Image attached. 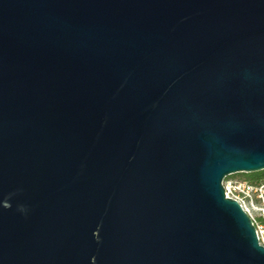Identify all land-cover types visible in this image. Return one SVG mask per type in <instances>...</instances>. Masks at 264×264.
I'll list each match as a JSON object with an SVG mask.
<instances>
[{
  "label": "water",
  "instance_id": "water-1",
  "mask_svg": "<svg viewBox=\"0 0 264 264\" xmlns=\"http://www.w3.org/2000/svg\"><path fill=\"white\" fill-rule=\"evenodd\" d=\"M263 170L264 0H0V264H264Z\"/></svg>",
  "mask_w": 264,
  "mask_h": 264
},
{
  "label": "built area",
  "instance_id": "built-area-1",
  "mask_svg": "<svg viewBox=\"0 0 264 264\" xmlns=\"http://www.w3.org/2000/svg\"><path fill=\"white\" fill-rule=\"evenodd\" d=\"M228 198L236 200L256 228L258 240L264 246V181H248L233 176L223 181Z\"/></svg>",
  "mask_w": 264,
  "mask_h": 264
},
{
  "label": "trees",
  "instance_id": "trees-1",
  "mask_svg": "<svg viewBox=\"0 0 264 264\" xmlns=\"http://www.w3.org/2000/svg\"><path fill=\"white\" fill-rule=\"evenodd\" d=\"M243 179L253 182L264 181V170L260 172L247 173Z\"/></svg>",
  "mask_w": 264,
  "mask_h": 264
},
{
  "label": "rangeland",
  "instance_id": "rangeland-1",
  "mask_svg": "<svg viewBox=\"0 0 264 264\" xmlns=\"http://www.w3.org/2000/svg\"><path fill=\"white\" fill-rule=\"evenodd\" d=\"M247 173H238V174H234L232 175L233 177L239 178V179H243L246 176Z\"/></svg>",
  "mask_w": 264,
  "mask_h": 264
}]
</instances>
